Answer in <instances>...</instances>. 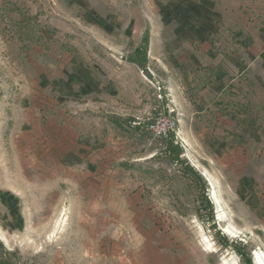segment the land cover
<instances>
[{"label":"rangeland","instance_id":"rangeland-1","mask_svg":"<svg viewBox=\"0 0 264 264\" xmlns=\"http://www.w3.org/2000/svg\"><path fill=\"white\" fill-rule=\"evenodd\" d=\"M235 1L264 25V0ZM84 17L52 0H0V264H256L264 138L235 173L252 175L250 188H235L234 172L179 136L184 101L168 97L145 41L113 54ZM165 115L175 131L152 138L146 126Z\"/></svg>","mask_w":264,"mask_h":264},{"label":"crops","instance_id":"crops-1","mask_svg":"<svg viewBox=\"0 0 264 264\" xmlns=\"http://www.w3.org/2000/svg\"><path fill=\"white\" fill-rule=\"evenodd\" d=\"M52 1L83 13L92 41L113 54L145 41V55L159 63L168 97L184 101L179 136L209 163L234 172L235 188H250L252 175L235 173L245 168L255 143L264 138V25L243 19L242 3ZM103 79L101 74L100 87L106 85ZM89 80L92 91L97 81ZM33 109L39 115V102ZM209 163L203 167L211 175Z\"/></svg>","mask_w":264,"mask_h":264},{"label":"built area","instance_id":"built-area-1","mask_svg":"<svg viewBox=\"0 0 264 264\" xmlns=\"http://www.w3.org/2000/svg\"><path fill=\"white\" fill-rule=\"evenodd\" d=\"M176 127L175 121L169 116H159L153 119L146 126L147 132L154 139H165L170 132H174Z\"/></svg>","mask_w":264,"mask_h":264},{"label":"bare ground","instance_id":"bare-ground-1","mask_svg":"<svg viewBox=\"0 0 264 264\" xmlns=\"http://www.w3.org/2000/svg\"><path fill=\"white\" fill-rule=\"evenodd\" d=\"M202 174L206 177L207 181L210 183V186H211L210 187L211 188L210 195H211V199L217 205L216 209L218 210V221H220V222L225 221L226 215L221 210V206L219 204V201H218V198H217V194H216V191H215V187H214V184L216 183V179L214 177H212L211 175L207 174L205 172V170L202 171ZM223 230L228 236L235 233L234 232L235 229L229 224H228V226L224 227ZM254 256H255L254 260H255L256 264H264V255L262 253L255 252ZM226 264H229V263H226Z\"/></svg>","mask_w":264,"mask_h":264},{"label":"trees","instance_id":"trees-1","mask_svg":"<svg viewBox=\"0 0 264 264\" xmlns=\"http://www.w3.org/2000/svg\"><path fill=\"white\" fill-rule=\"evenodd\" d=\"M247 264H250V261L249 260H247V262H246Z\"/></svg>","mask_w":264,"mask_h":264}]
</instances>
